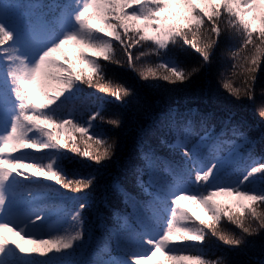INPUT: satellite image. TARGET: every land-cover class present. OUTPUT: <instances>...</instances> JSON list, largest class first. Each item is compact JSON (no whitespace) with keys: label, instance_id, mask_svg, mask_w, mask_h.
<instances>
[{"label":"snow or ice","instance_id":"snow-or-ice-1","mask_svg":"<svg viewBox=\"0 0 264 264\" xmlns=\"http://www.w3.org/2000/svg\"><path fill=\"white\" fill-rule=\"evenodd\" d=\"M230 36L239 46L229 47L220 88L264 124V0H0V264H236L208 240L238 249L264 233V156L254 155L264 128L254 136L232 117L169 115L146 134L156 143L139 146L132 185H112L124 214L112 212L114 229L100 218L94 251L85 210L96 205L97 175L64 164L66 153L96 165L117 155L104 125L119 129L121 120L102 104L87 116L78 105L87 86L127 106L133 89L105 77L107 64L125 67L118 47L141 80L191 86ZM176 46L194 50L199 66L185 67L170 53ZM149 56L161 59L138 68ZM245 154L250 164L229 178L227 166ZM56 198L76 207L54 212L45 202Z\"/></svg>","mask_w":264,"mask_h":264},{"label":"trees","instance_id":"trees-1","mask_svg":"<svg viewBox=\"0 0 264 264\" xmlns=\"http://www.w3.org/2000/svg\"><path fill=\"white\" fill-rule=\"evenodd\" d=\"M230 46L238 47V39L234 36L222 37V42L216 51L213 63L208 70L202 69L199 75L193 78L194 83L191 86H173L164 81L141 80L137 72L127 67L126 55L118 47L116 50L117 59L124 62L125 67L120 68L117 65L107 64L105 77L114 83L124 84L126 87L133 89L134 95L125 98L127 106L122 105L106 93L82 86L85 102L78 105V107L81 111H84L85 116L88 115V108L94 110L95 105L102 104L106 109L104 114L107 118H119L121 120L119 129H113L107 124L104 125L119 145L117 155L112 160L96 165L85 158L76 156L74 153H66L69 160H66L64 164L69 173L76 170L82 175L90 172L97 175L96 184L93 189H89V192H94L96 205L90 212L87 209L85 210V227L90 236L89 246L91 250H96L103 243L104 227L99 224L100 218H104V223L108 229H114L116 222L112 218V212L118 211L124 214V204L117 195L112 193V185L114 183H119L125 187L132 185L131 165L137 160L139 146L141 143L145 146L156 143L154 137L148 138L146 134L150 129L166 121L169 115H188L190 112L192 115H196L199 112L210 115L215 121H223L232 117L234 121L243 122L246 131L254 136H259V130L264 128V124L256 115L254 107L247 100H233L220 88V74L223 72L225 75H229L233 63L228 53ZM141 50L132 49L133 55H138ZM170 53L183 61L184 66L188 68L199 66L201 62L199 55L186 46L171 48ZM160 59L156 56H149L136 61V64L138 68H143L149 64L155 65ZM262 77H264V73H262ZM262 84H264V79H262ZM137 96L139 99H137ZM81 147H84V145L81 144ZM32 155L42 154L32 153ZM254 155L264 156V145L257 144ZM249 164L250 161L247 159V154H245L241 159L227 166L226 175L234 179ZM23 183L28 182L24 181ZM76 195L66 192V196L70 198ZM102 201L110 202V205L106 207ZM45 203L54 212L62 207L68 210L76 207V202L73 199L61 201L56 198ZM128 211H131V209H128ZM222 223L226 232L240 235L239 230L233 225L228 224L226 221ZM245 241V245L238 249H229L228 246L215 237H209L208 244L213 246L217 256L227 253L226 259L235 261L236 264H264V233L255 237H245ZM112 255L115 256L117 253L112 252Z\"/></svg>","mask_w":264,"mask_h":264}]
</instances>
